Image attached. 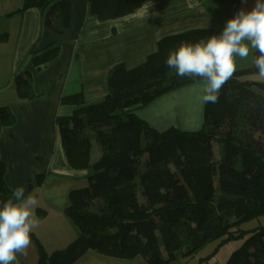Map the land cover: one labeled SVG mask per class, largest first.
<instances>
[{
    "label": "trees",
    "instance_id": "trees-1",
    "mask_svg": "<svg viewBox=\"0 0 264 264\" xmlns=\"http://www.w3.org/2000/svg\"><path fill=\"white\" fill-rule=\"evenodd\" d=\"M147 1L89 0V13L102 21L116 19ZM31 8L43 13L44 27L55 33L71 26L72 0H24L19 12ZM220 32L197 28L161 38L145 62L132 68L119 63L110 70L102 101L88 103L82 91L61 98L62 105L75 107L56 119L66 159L73 169L89 171V184L70 193L66 214L79 234L65 249L49 254L32 233L39 264H74L88 250L169 264L179 254L193 257L214 240L241 237L246 221L264 215V82L247 78L257 74L253 64L236 70L218 102L205 103L204 124L197 131H160L136 112L167 93L203 82L179 77L166 59L181 42L196 43ZM58 53V47L48 49L33 62L41 68ZM15 83L20 99L37 97L30 75H17ZM15 122L10 107L1 106L0 131ZM95 144L101 154L93 161ZM7 170L0 160V202L12 194ZM44 176L39 175L40 184ZM226 264H264V227Z\"/></svg>",
    "mask_w": 264,
    "mask_h": 264
},
{
    "label": "crops",
    "instance_id": "crops-1",
    "mask_svg": "<svg viewBox=\"0 0 264 264\" xmlns=\"http://www.w3.org/2000/svg\"><path fill=\"white\" fill-rule=\"evenodd\" d=\"M23 3L0 0V35L6 36L0 40V107H10L16 116L15 124L0 131V160L8 166L5 179L10 189L24 186L25 195L37 200L33 234L49 249L52 239L68 246L77 238L78 228L66 209L70 193L89 184V171L73 169L66 159L56 119L71 115L75 107L62 105L61 98L82 91L88 103L102 101L115 65H140L167 35L197 28L222 31L242 7L251 10L254 0L246 4L242 0H149L131 14L105 21L89 13V0H72L71 26L63 34L42 28L39 9L19 12ZM54 47L59 48L58 56L38 68L33 57ZM254 52L244 60L237 57L236 70L252 65ZM19 74L31 76L37 97L20 99L15 83ZM203 86L204 81L167 93L138 108L137 115L160 131L171 127L197 131L204 124ZM46 223L52 228L49 239L43 230ZM31 240L28 255L18 256L15 264H39L38 245L33 236ZM74 264L149 263L142 256L125 259L88 250Z\"/></svg>",
    "mask_w": 264,
    "mask_h": 264
},
{
    "label": "clouds",
    "instance_id": "clouds-1",
    "mask_svg": "<svg viewBox=\"0 0 264 264\" xmlns=\"http://www.w3.org/2000/svg\"><path fill=\"white\" fill-rule=\"evenodd\" d=\"M251 50L258 53L252 64L264 78V0H254L251 10L242 7L219 34L196 43L181 42L168 54L166 65L181 78L203 80L202 101L216 103L221 88L236 72V58L247 59ZM25 191L24 186H16L11 198L0 202V264H15L31 247L38 224L34 217L37 200Z\"/></svg>",
    "mask_w": 264,
    "mask_h": 264
},
{
    "label": "rangeland",
    "instance_id": "rangeland-1",
    "mask_svg": "<svg viewBox=\"0 0 264 264\" xmlns=\"http://www.w3.org/2000/svg\"><path fill=\"white\" fill-rule=\"evenodd\" d=\"M42 28L43 29L45 28L44 24ZM250 66L252 65H241V68H237V69H242V68H246ZM247 78L251 80H259L261 82H264V78H260L256 74L249 75L247 76ZM214 145H215V160L217 161L220 158V147L216 143ZM100 154H101L100 148L98 144H95L93 153H92V159L97 160L100 157ZM214 186L217 187V176L214 177ZM44 226H46L43 228V230L47 234L46 239H49L50 237L49 234L52 232V228L49 223H46ZM261 227H264V215H261L257 218L246 221L243 224V229L246 232L241 237H238L226 243H222V240L220 239L214 240L208 243L204 248L200 249V251L197 252L193 257H187L182 254H179L178 258L170 262L169 264H226L227 260L232 255V253L236 251L237 249H239L243 245L244 241L251 234H253V232L256 229L261 228ZM53 241L54 239L49 241V245H48L49 249H46V251L49 254H51L55 250H58L59 248L65 249L67 247L66 245H62V243H59V242L57 243L56 241L54 242ZM60 246H64V247H60ZM47 264H50V263L48 262Z\"/></svg>",
    "mask_w": 264,
    "mask_h": 264
}]
</instances>
